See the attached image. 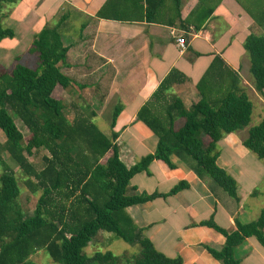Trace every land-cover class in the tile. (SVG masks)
Here are the masks:
<instances>
[{
    "label": "trees",
    "instance_id": "1",
    "mask_svg": "<svg viewBox=\"0 0 264 264\" xmlns=\"http://www.w3.org/2000/svg\"><path fill=\"white\" fill-rule=\"evenodd\" d=\"M19 1L0 0V15L2 5ZM165 3H172L178 13L181 0H106L96 17L122 23H159ZM210 14L208 11L201 18L197 29ZM67 18L68 12H64L58 21L46 24L34 34L28 52L37 55V69L20 64L17 58L10 71L0 70V132L5 138L0 145V264H36L30 257L40 251L53 264H182L181 257L169 258L158 252L125 209L175 195L186 189L187 184L180 182L164 195L147 194L130 188V180L141 172L148 173L153 161H162L172 169L170 156L175 155L194 164L193 170L200 178L207 177L237 200L236 181L216 163L218 142L249 127L252 103L239 87V77L218 57L197 83L199 100L189 108L171 93L175 83V71H171L136 116L156 136V149L127 168L114 143L117 134L113 129L123 110L121 103L112 109L111 135L107 137L93 122L96 112L92 106L72 104L76 113L69 120L67 104L53 97L57 86L70 95L83 90L61 72L70 48L64 45L61 31ZM14 38L13 29L0 25V44ZM243 49L249 60L254 90L262 94L264 36L251 33L245 38ZM220 65L228 74L225 86L222 81L226 72L218 69ZM212 80L218 81L216 85H212ZM16 119L27 131L25 138L17 128ZM179 119L184 121L183 125L175 130ZM203 137L209 139L208 144L203 143ZM241 143L258 160H264V119L248 128ZM40 149L48 155L43 158V168L36 170L26 156ZM108 152H111L109 158L100 164ZM2 153L24 174L26 190L39 195L31 216H26L18 203L21 189ZM235 225V230L227 231L212 217L197 224L224 237L219 249L204 246L220 264H240L235 249L247 238H255L264 248V209L257 220L247 224L235 220ZM100 233L112 234L130 246H138L139 252L131 257L100 250L87 255L86 248L94 245Z\"/></svg>",
    "mask_w": 264,
    "mask_h": 264
},
{
    "label": "crops",
    "instance_id": "2",
    "mask_svg": "<svg viewBox=\"0 0 264 264\" xmlns=\"http://www.w3.org/2000/svg\"><path fill=\"white\" fill-rule=\"evenodd\" d=\"M105 1L21 0L18 6H30L31 12L24 20H32L31 23L36 25L40 23L35 34L47 22L58 21L62 13L68 12L61 31L63 43L66 36L71 43L61 72L62 68L67 69V73H62L81 85L83 92L104 93L106 100L117 94L115 99L123 110L113 129L117 134L114 143L127 168L156 149V136L136 120V116L171 71H175L171 93L189 108L199 100L197 83L218 57L239 77V87L249 100L254 98L251 115L256 117L254 125L264 119V91L258 94L254 90L249 60L243 49V42L251 33L264 36V5L258 7L264 0L259 4L251 0H181L178 13L172 3H165L160 10L159 23L99 19L96 15ZM208 11H211L210 16L197 29ZM77 28L79 32H74ZM172 31L184 38L185 50L177 46ZM80 50L83 59L89 63L83 65V71L74 78L71 75L76 65L68 60ZM218 69L225 71L226 68ZM227 78L226 72L223 86ZM217 82L212 80V85ZM95 104L101 105L90 106ZM183 122L177 120L174 129H179ZM248 128L218 142L216 163L236 181L237 200L215 191L207 177L200 178L194 172V164L175 155L170 156L172 169L162 161H153L148 173L141 172L130 180L129 187H135L137 193L164 195L180 182L188 186L175 195L125 209L158 252L169 258L179 256L182 264H220L204 246L219 249L224 244V237L197 224L212 217L219 227L231 231L236 229L235 220L241 224L257 220L264 209V163L242 146L241 137L246 135ZM102 133L110 137L111 130ZM202 141L208 144L209 139L203 137ZM110 154L108 152L100 164H105ZM235 256L240 264H264V248L253 237L235 249Z\"/></svg>",
    "mask_w": 264,
    "mask_h": 264
},
{
    "label": "rangeland",
    "instance_id": "3",
    "mask_svg": "<svg viewBox=\"0 0 264 264\" xmlns=\"http://www.w3.org/2000/svg\"><path fill=\"white\" fill-rule=\"evenodd\" d=\"M19 2L17 4L11 5L5 4L1 7L0 25L13 29L15 38L13 40H5L2 44H0V70L10 71L16 64L17 58H20V64L32 70L37 69L39 66L37 55L30 54L28 50L31 46L35 31L40 27V23L36 25V23H31L32 20H24L26 15L29 16L31 12L29 11L30 6L26 5L24 7L19 8ZM251 2H256L257 4H259L260 0H251ZM263 5L264 4L258 6L259 9L263 7ZM58 15H56V17ZM49 23H52V21L47 22V24ZM28 24L30 26H28ZM74 32H79V28H77ZM69 33L71 34V31H69ZM67 37L69 36L65 37L64 45L70 46L69 44L71 42L70 39H68ZM68 61L69 63L76 65L75 70L78 73H76L74 70L73 74H76L71 75L74 78H77V74L83 71L81 67L89 63V60L83 59L82 50L77 53H73L72 57ZM63 69L64 68H62V72H68L67 69ZM106 94L108 95L109 93ZM104 96V93H88L83 91L70 95L68 91H64L60 86H57L53 92V97L55 99L61 100L67 104V118L69 120H72L76 113V111L72 107V104L80 105L85 103L87 105H90L94 103H101V105H93V110L96 112V118L93 119V122L98 126L100 131L107 132L109 130V122L111 119L112 109L117 104V101L115 99L117 97V94H113L110 98H107V100L106 96L104 99ZM250 101L251 103H255L253 97H250ZM15 122L18 130L23 134L25 138L27 136V131L24 129V126L17 119ZM254 124H256L255 115L251 117L249 126H253ZM4 141V135L0 132V145H2ZM2 155L3 159L8 163V165H10L12 170L15 172L16 178L18 180V184L21 189L18 203L23 209V211L26 213V216H31L39 195H32L28 192V190H26V186L24 185V174L22 172H19L18 168H16L15 165L9 162L8 156H6V154L2 153ZM47 155L48 154L43 149H40L38 151L33 152L31 156L26 157L28 161L36 168V170H41L44 166L43 158ZM262 161L264 163V160ZM209 181L211 182V185L214 187L215 191H221V193L227 195L214 182H212L210 179ZM257 190H259V187L257 188ZM96 249H99L100 252L109 251L114 255L127 254V256L129 257L139 252L138 246H130L122 240L116 239L112 234H100L95 239L94 245L92 244L86 248L85 253L87 255H92ZM30 260L36 264H53L51 262L50 257L42 251L30 257Z\"/></svg>",
    "mask_w": 264,
    "mask_h": 264
},
{
    "label": "built area",
    "instance_id": "4",
    "mask_svg": "<svg viewBox=\"0 0 264 264\" xmlns=\"http://www.w3.org/2000/svg\"><path fill=\"white\" fill-rule=\"evenodd\" d=\"M171 35L175 38L177 46L180 50H185V40L182 36H177L175 32H171Z\"/></svg>",
    "mask_w": 264,
    "mask_h": 264
}]
</instances>
